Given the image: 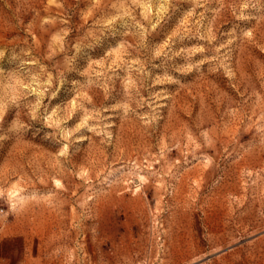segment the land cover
Instances as JSON below:
<instances>
[{
    "label": "rangeland",
    "instance_id": "rangeland-1",
    "mask_svg": "<svg viewBox=\"0 0 264 264\" xmlns=\"http://www.w3.org/2000/svg\"><path fill=\"white\" fill-rule=\"evenodd\" d=\"M0 264H264V0H0Z\"/></svg>",
    "mask_w": 264,
    "mask_h": 264
}]
</instances>
